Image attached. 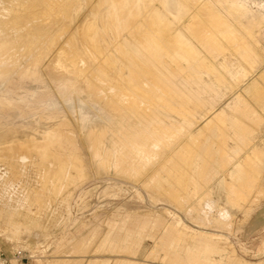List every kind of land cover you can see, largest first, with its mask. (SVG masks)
<instances>
[{
  "label": "rangeland",
  "instance_id": "1",
  "mask_svg": "<svg viewBox=\"0 0 264 264\" xmlns=\"http://www.w3.org/2000/svg\"><path fill=\"white\" fill-rule=\"evenodd\" d=\"M238 2L174 0L168 12L161 1H148L139 13L154 6L160 15L142 20L136 14L133 35L131 17L118 26L92 19L102 34L90 41L89 25L80 29L67 50L61 46L60 59L54 54L60 38L89 8L76 16L70 7L69 18L55 12L60 27L42 43L9 42L13 52L24 45L12 72L38 61L43 81L14 76L10 84L0 82V99L13 103L0 109L8 140L0 151L13 145L17 151L13 157L0 152V264H264V0H247L246 9L261 14L255 17L231 8ZM10 10L23 15L28 4ZM169 24L201 58L216 47L214 38L224 48L235 37L240 50L249 45L259 51L257 69L251 59L228 67L232 75L219 68L237 87L227 91L216 114L235 101V109L253 114L238 113L245 144L228 131L226 144L212 139L203 150L210 132L202 121L188 123L193 135H201L189 145L177 143L183 127L162 130L158 124L167 126L165 109L186 98L176 85V92L168 88L177 65L158 69L171 41L178 49ZM147 45L161 52L155 58L147 53L148 64L137 57ZM59 64L77 75L70 79ZM21 97L28 99L24 108V101L16 102ZM171 108L176 117L183 110ZM50 130L52 143L44 141ZM142 136L145 141L134 142ZM257 140L261 145L253 146Z\"/></svg>",
  "mask_w": 264,
  "mask_h": 264
},
{
  "label": "bare ground",
  "instance_id": "2",
  "mask_svg": "<svg viewBox=\"0 0 264 264\" xmlns=\"http://www.w3.org/2000/svg\"><path fill=\"white\" fill-rule=\"evenodd\" d=\"M82 1L84 0H0V19H7V21L4 22L0 21V54L3 52L5 53L0 56V68L3 67V70L0 71V82L3 84H10L14 76H17L20 82L27 79H37V83H41L43 81L41 74L37 71V66L40 64L38 61H35L34 64H32L34 67L31 69L21 70L19 73L12 72L13 64L19 60L21 56L20 52L22 51L21 49H24V45H19L15 52L7 50L6 48L8 47L9 42L15 38L20 40H28L29 38H32L42 43V40H46L48 37L52 36L55 32L54 30L60 27L59 23L55 25V21L59 20L60 17V15L55 12L66 11V15H68L67 13H70V10L67 9L71 7L75 9L76 16H79L82 14V9L89 8L88 13L84 16L82 15L80 21L81 24L78 27H71L69 31L71 33H68L66 36L63 35L60 38L58 42L59 44H57L54 50V54L57 52L56 57L60 59L62 47L67 50L69 46L72 45L71 41L75 40L79 36L80 33L78 32L80 29L89 25L88 31L90 35L88 36L90 37L88 39L90 41H94L96 36H100L102 34L103 27H100V22L97 21L96 24H92V19L101 18L100 20L102 22L110 19V21L115 22V25L118 26L123 19L127 20L131 17L130 20L133 24L136 20L135 15H138L145 2H152L154 0H98L97 2L87 0L85 3ZM157 1H161L168 12H170L171 7L174 5V0ZM245 1L246 2L244 3L243 0H239L238 4L232 5L231 8L235 11L242 12L244 16L248 13L251 17H255L256 15L261 16L260 13H254L247 10L246 8H248V2L247 0ZM11 4H28V11L23 15L18 14L10 10ZM152 14L160 15V13L154 9V6H150L144 11H141L139 13V17L143 20L148 16L150 18ZM261 19L264 20V17H261ZM57 22H62V20ZM74 22H76V19ZM140 23H138V25ZM13 24H19L21 28L18 31H12L9 26ZM132 26H134V24ZM168 28L169 37L178 38V49H173L172 44L174 41H171L169 44L171 49L166 52L168 59L165 63L160 60L158 69L163 72L167 68V65H171L172 63L177 65L178 68L176 70H178V73H170V76L167 77L168 88L172 92H176L174 89V86L176 85L177 91L182 93V96L186 98L171 104V107H176L178 105L183 106V110L178 114L179 117H176L171 113L172 108L170 107L165 109L167 115H164L168 117L170 122L166 124L167 126H164L162 122H159L158 124L161 126L162 130L173 128L176 124L183 127V136L177 141V143L180 140H185L187 145H189L196 142L201 135H193L190 132L188 123L195 120L202 121L205 123L204 126L210 132V134L206 136V139L202 141L203 150L210 149V142L212 139L214 140L213 144H216L217 142L226 144L228 140L231 139L228 135V131L232 134L236 141L241 144H245L246 140L244 135L246 131L243 128V122L239 120L240 118L238 113H240L244 118H248L253 114H250L243 106L241 110L235 109V107L239 105L237 104L238 101L229 103L227 108L216 114L219 104L224 101V98L227 95V91L236 89L237 87L236 85L228 84L226 82L225 77L220 73L219 68L223 67L229 75H232L229 72L228 67L233 69L236 63H241L242 61L244 62L251 59L253 60L252 65H254L255 69H257V67H259V59L261 58L259 51L257 48L249 45L246 51L240 50L241 46L238 44L240 40L235 37L230 46L228 48H224L220 44L219 38H214L216 47L212 49L213 47L210 45L209 47L211 53L209 56L201 58L199 56V52L194 48L193 44L185 39V37L179 32L180 29H173L170 24ZM134 29L135 26L133 29L128 30V33L133 35ZM119 35H121V33ZM149 46L150 45H147L144 51L137 53V57L146 64L149 63V60L146 58L147 53L154 58L161 54V52H157ZM138 47H140V45H138ZM227 51H230V54H228ZM28 60L29 58L26 57L25 61ZM58 66L67 71L65 74L70 79V75L75 74L74 72L68 70V68L64 65L59 64ZM184 72L189 76L181 77V74ZM178 80L179 82L176 84ZM169 83L172 84L173 89L170 87ZM63 87L67 88L68 86L63 85ZM237 90L244 93L241 87L239 89L237 88ZM27 100V97H21L16 102L19 104V102H25ZM27 104L28 102H25L22 105L23 108ZM12 105V102L6 103L3 98L0 99L1 110L4 111ZM228 110H232V112L228 113ZM55 137V131L50 130L44 134V141H50L52 143ZM133 140L135 143H141L145 141L146 138L145 136H142L134 138ZM261 143L262 140H257L253 146H259ZM5 144H8L7 136L4 129L0 127V146ZM14 147L15 145L8 150V147H6L0 152H8L10 157L16 156L17 151ZM43 148L44 150H47L46 147Z\"/></svg>",
  "mask_w": 264,
  "mask_h": 264
}]
</instances>
